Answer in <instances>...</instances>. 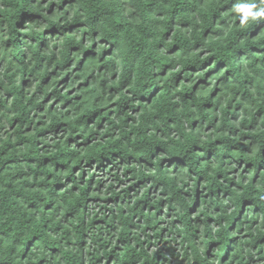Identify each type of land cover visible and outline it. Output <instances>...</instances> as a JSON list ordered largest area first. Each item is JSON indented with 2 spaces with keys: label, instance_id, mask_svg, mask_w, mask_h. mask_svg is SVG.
<instances>
[{
  "label": "trees",
  "instance_id": "16d2710c",
  "mask_svg": "<svg viewBox=\"0 0 264 264\" xmlns=\"http://www.w3.org/2000/svg\"><path fill=\"white\" fill-rule=\"evenodd\" d=\"M262 11L0 0V264H264Z\"/></svg>",
  "mask_w": 264,
  "mask_h": 264
},
{
  "label": "rangeland",
  "instance_id": "374dc122",
  "mask_svg": "<svg viewBox=\"0 0 264 264\" xmlns=\"http://www.w3.org/2000/svg\"><path fill=\"white\" fill-rule=\"evenodd\" d=\"M126 186H128V185H126ZM116 187H117V189L118 188H120V184L119 183H117V185H116ZM204 192H205V189L203 188V183L202 182H200V184H199V193L200 194H204ZM195 215H196V211H194V217H195ZM145 236V235H144ZM146 238V237H145ZM164 239L165 240H163V241H161V240H159V242L156 244V239L154 238V237H152L151 238V240H152V248H156L157 247V245H159V247L161 248V250H162V252H161V258L159 259V261H160V264H168V262L170 261V260H172V258L170 257V255H169V253H168V251H167V249H165V247H167L169 244H170V242L169 243H166V242H168V241H166L167 239H171L172 240V236L171 235H169L168 233L164 236ZM171 243L176 247V256L177 257H181V247H182V244H181V240H180V238L179 239H177L176 241H171ZM212 253H213V251H212ZM174 260H172V262H173Z\"/></svg>",
  "mask_w": 264,
  "mask_h": 264
},
{
  "label": "clouds",
  "instance_id": "9594fccd",
  "mask_svg": "<svg viewBox=\"0 0 264 264\" xmlns=\"http://www.w3.org/2000/svg\"><path fill=\"white\" fill-rule=\"evenodd\" d=\"M259 15H264V11L260 12Z\"/></svg>",
  "mask_w": 264,
  "mask_h": 264
}]
</instances>
